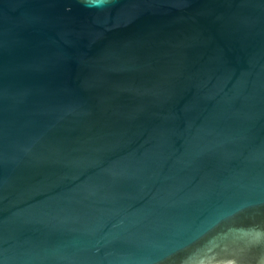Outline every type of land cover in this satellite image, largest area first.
Segmentation results:
<instances>
[{
    "label": "water",
    "instance_id": "water-1",
    "mask_svg": "<svg viewBox=\"0 0 264 264\" xmlns=\"http://www.w3.org/2000/svg\"><path fill=\"white\" fill-rule=\"evenodd\" d=\"M0 264H264V0H0Z\"/></svg>",
    "mask_w": 264,
    "mask_h": 264
}]
</instances>
